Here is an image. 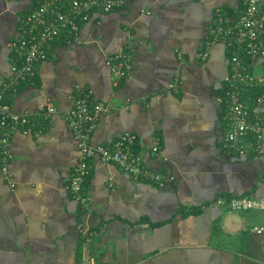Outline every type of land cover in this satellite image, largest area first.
Masks as SVG:
<instances>
[{"label":"crops","instance_id":"crops-1","mask_svg":"<svg viewBox=\"0 0 264 264\" xmlns=\"http://www.w3.org/2000/svg\"><path fill=\"white\" fill-rule=\"evenodd\" d=\"M239 1L125 0L92 10L74 34L48 45L34 76L3 98L15 113L46 104L55 111L31 116L26 133H10L0 171V264H264V233L252 231L264 226V209L226 206L232 197L264 199V134L259 152L222 148L229 49L217 42L199 57L216 10L230 22ZM37 2L0 0V81L12 55L6 43ZM125 48L129 69L116 79L105 59ZM252 67L262 70L257 61ZM77 85L105 107L90 144L131 132L142 164L170 180L159 186L93 156L80 198L65 188L77 149L64 116Z\"/></svg>","mask_w":264,"mask_h":264},{"label":"built area","instance_id":"built-area-1","mask_svg":"<svg viewBox=\"0 0 264 264\" xmlns=\"http://www.w3.org/2000/svg\"><path fill=\"white\" fill-rule=\"evenodd\" d=\"M125 0H38L36 7L18 22L15 36L7 41L11 51L8 76L0 81V171L4 175L10 159L9 136L14 130L28 132L30 117L48 118L55 110L46 104L38 113H15L3 101L4 95L16 91L19 83L28 82L36 72V64L45 57L48 45L60 35L69 36L78 30V21H86L92 10L105 13L118 8ZM239 11L230 22H223L224 13L216 10L217 23L208 26L204 37V50L199 54L204 60L212 46L220 42L229 51L224 76L222 120L225 123L221 136L222 148H233L244 153L247 148L259 152L264 134V0H240ZM221 19V20H220ZM130 51L123 49L108 55L105 64L116 79L129 69ZM262 67L253 72L254 62ZM173 84L171 83L170 86ZM248 88L258 91L244 95ZM103 104L91 89L75 86L65 121L77 149L76 162L71 169L65 188L80 198L82 182L90 168L93 156L103 162H113L133 177L143 176L161 186L171 177L150 170L142 164L140 155L131 150L135 134L125 131L106 145H91L90 133ZM247 136L250 142L242 143ZM151 150L158 154L157 143ZM85 198H81L84 200ZM216 203L225 204L221 198ZM226 206L232 210L264 209V199L241 196L229 198ZM252 231L264 233V226H253Z\"/></svg>","mask_w":264,"mask_h":264},{"label":"trees","instance_id":"trees-1","mask_svg":"<svg viewBox=\"0 0 264 264\" xmlns=\"http://www.w3.org/2000/svg\"><path fill=\"white\" fill-rule=\"evenodd\" d=\"M258 90L255 88H248L247 90L244 91V95L247 96H252L254 95Z\"/></svg>","mask_w":264,"mask_h":264}]
</instances>
